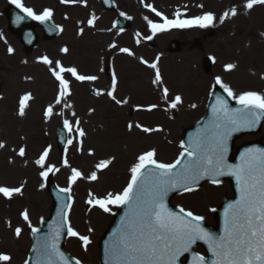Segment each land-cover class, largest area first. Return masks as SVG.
I'll return each instance as SVG.
<instances>
[{"label": "rangeland", "instance_id": "obj_1", "mask_svg": "<svg viewBox=\"0 0 264 264\" xmlns=\"http://www.w3.org/2000/svg\"><path fill=\"white\" fill-rule=\"evenodd\" d=\"M37 1L41 6L50 0ZM55 1L61 4L60 0ZM113 1L119 18H124L121 13L131 17L126 19L130 23L129 30L120 33L113 27L108 30V22L114 16L109 11L99 13L105 16L101 20L96 19L97 0H75L74 3L61 5L70 7V12L80 10L83 13L73 20L71 16L69 20L67 9H57L51 18L61 25V33L58 38L41 44L43 46L34 51L30 58L19 51L15 42H10L15 56H4V31L0 27V90L3 95L0 100V142L5 144V148L0 149V186L19 187L22 192L11 199L0 196V253L12 257L10 264H25L30 247V227L22 219L21 213L27 211L32 227H38L40 221L48 217L50 201L44 188V178L40 176L44 169L35 164L46 148H50L46 166L59 169L49 174L60 188L68 187L72 168L87 177L96 171L95 166L101 160H112L108 168L97 172L96 181L80 179L67 192L72 201L68 223L80 235L88 236L91 243L85 251L82 242L71 237L66 241L65 250L85 264H98L96 244L111 221V210L103 213L86 203L90 198L89 193L99 198L109 192H122L131 178L130 168L136 163L137 157L146 151L155 150L156 159L173 163L181 152L182 131L202 117L203 103L211 87L216 85V77H220L237 95L247 91L264 94V8L254 7L252 13L246 12L242 4L245 0ZM147 4L166 17L176 18L175 13L179 11L182 13L181 19H191L210 12L217 19L215 26L207 29H175L168 32V36L153 35L145 17L153 22H158L160 18L148 11ZM40 6H36V9ZM82 7H85L84 10ZM232 7L237 8V16L221 24L219 17ZM92 16L94 25L89 26L88 21ZM99 21L102 25L96 23ZM141 23L146 24V37L152 36L156 41L155 47L145 45L143 49L137 50L140 56L128 59L120 50L126 48L134 52L132 41L133 38L135 42L139 40L135 29ZM171 46L173 48L170 51ZM64 48L68 49L66 53L62 51ZM107 48L113 49L109 51V68L106 69V66L104 69L97 60ZM161 50L164 51V59L159 58L157 61ZM44 57L53 62L59 61L66 68H78L82 74L97 72L99 67L100 79H110L111 83L115 75L119 98L114 100L105 95L106 98L101 99L102 95L92 94L102 89L99 80L95 86L88 85L87 81V85L80 82V87H73V83H70L71 95L57 104L53 94L54 91L59 92V83L39 62ZM141 59L157 63L161 84L152 83L155 71L142 64ZM205 59L210 60L208 71L204 69ZM227 64H235L236 67L226 72L224 69ZM5 65L13 67L8 70ZM49 67H54V63ZM103 71L110 78H105ZM40 73L48 83H55H52L50 94H45L43 98L37 97L44 92ZM65 78L69 82L72 80L69 73H65ZM88 88L93 91L88 92ZM164 88L169 92L167 99L163 96ZM88 93L97 96L95 102ZM26 94L31 99L27 101L25 115L21 117L18 115L19 101ZM176 95L182 97L183 103L176 109H170L168 105ZM116 100L121 103L117 104ZM102 103L107 104L105 109ZM193 104L195 108L191 107ZM153 105L156 106L154 110L148 111ZM49 107L52 108V115L46 119L44 112ZM139 107H144L145 111H139ZM65 119L73 125L72 132L64 128ZM76 121H79L78 127L85 133L83 137L76 132ZM129 124L133 125L131 131ZM137 124L150 129L159 128L160 131L144 133L135 127ZM62 129L65 130V138L61 141L57 133L62 132ZM256 136L264 137V125ZM253 138L245 136L237 140L235 145L239 146ZM63 143L64 147L60 149ZM21 147L25 149L23 157L18 155ZM64 160H67L68 167L64 166ZM230 197L228 183L205 184L190 193L176 196L172 204L192 211L208 222L212 220L211 210L218 207L223 198ZM18 227L22 229L20 237L15 236Z\"/></svg>", "mask_w": 264, "mask_h": 264}, {"label": "snow or ice", "instance_id": "obj_2", "mask_svg": "<svg viewBox=\"0 0 264 264\" xmlns=\"http://www.w3.org/2000/svg\"><path fill=\"white\" fill-rule=\"evenodd\" d=\"M75 0H60L61 4L74 3ZM143 2V0H141ZM24 16L40 23H45L52 17V11L45 9L37 14L32 8L26 7L22 0H9ZM264 5V0H245L243 8L250 12L255 6ZM148 11L160 18L161 23L153 22L145 17L148 28L153 35L166 32L171 29H207L215 26L216 17L213 13H205L191 19H181L182 13H175V19H169L157 11L152 5H145ZM202 7V6H201ZM237 8L232 7L225 11L219 22L223 24L225 20L237 16ZM125 19H131L121 13ZM21 17H16L19 23ZM89 26L94 25V20L88 21ZM115 27V25H113ZM139 36V33H137ZM151 39V37H149ZM139 42V41H137ZM114 46V45H113ZM67 52L68 49H62ZM121 52L127 55H134L130 50L122 48ZM12 48L8 49L11 55ZM159 58H157L158 60ZM211 59V58H210ZM39 62L46 66H51L49 71L59 83V93L56 103L60 104L65 97L71 95L69 80L65 78V73H69L75 81L86 82L95 81L96 76L81 75L75 67H64L59 61L53 62L47 57ZM142 64L155 71L153 84H161L162 77L157 63H148L141 59ZM214 62V61H213ZM235 64L225 65V71H232ZM215 84L227 94L228 100H234L239 108H229L227 100L217 97L216 103L212 106L213 119L211 127L199 135L195 140L187 145L180 144L181 152L173 163H164L156 159L155 150L146 151L137 157L136 163L130 168L131 178L122 192H109L104 197H96L91 192L89 205L99 208L104 213L110 212L109 205L117 208L125 207V215L121 218L120 227L113 234L112 241L106 246L105 264H178L180 257L185 253L192 252L191 264H264V150L248 148L240 155V162L236 165L227 162L228 140L234 132L254 129L262 118H264V94L253 91L243 92L239 95L226 85L220 77H216ZM117 80L113 75L111 90L107 96L115 100ZM99 96L103 93H94ZM163 96L168 98L167 88L163 89ZM30 95H24L19 101L18 115L23 117L28 106L27 101ZM117 104L121 101L116 100ZM127 103V101H123ZM183 103L182 97L176 95L168 107L176 109ZM71 107V105H68ZM153 105L147 110L152 111ZM191 107L195 108L193 104ZM52 115V108L45 110V118ZM75 115V113H73ZM64 128L68 132L73 131V125L65 119ZM76 132L83 137L85 133L79 129V121H76ZM133 125L129 124L131 131ZM144 133L160 131L159 128L150 129L135 126ZM72 143L71 140L68 141ZM5 148V144L0 142V149ZM50 148H46L35 164L44 169L40 176L47 179L49 173L59 171L54 166H46ZM18 155L23 157L25 149L21 147ZM89 155H92L89 152ZM112 163L111 159L101 160L96 164V171L84 177L76 168L71 169L68 178V187L60 188L61 193L70 192L71 186L80 179L89 181L97 180V172L102 171ZM68 167L67 160L63 161ZM178 166H181L177 171ZM231 176L235 178L238 199L229 204L224 210L223 234L215 236L209 233L202 222L204 217L195 215L192 211L179 208L178 213L169 210L165 203V198L170 192L183 189L184 192L194 191L193 185L203 178H210L212 182L219 183L218 177ZM21 188H9L0 186V196L11 199L14 195H21ZM71 199V196L68 197ZM67 207H70L68 205ZM212 211H215L213 209ZM22 219L28 222L32 234L35 235L38 229L31 226L27 211L21 213ZM64 224L68 225L67 213L64 215ZM92 229H89L91 232ZM22 229H15V236H21ZM67 235L75 237L82 242V247L87 251L91 243L86 235H80L70 225L67 227ZM60 230L56 229L45 242L43 264H82L79 259L74 262L65 257L59 248ZM202 241L207 245L208 252L213 257L208 260L205 256L196 254L193 246ZM12 257L8 254L0 253V264H10ZM27 264V261L25 262Z\"/></svg>", "mask_w": 264, "mask_h": 264}, {"label": "bare ground", "instance_id": "obj_3", "mask_svg": "<svg viewBox=\"0 0 264 264\" xmlns=\"http://www.w3.org/2000/svg\"><path fill=\"white\" fill-rule=\"evenodd\" d=\"M252 12H253V11L251 10V13H252ZM79 56H83V54H79ZM162 60H163V59H162ZM177 70H179V68H178ZM182 70H183V69H182ZM178 73H179V72H178ZM39 77L41 78V80H43L42 88H43L44 93L49 94V92L51 91L52 82L50 81V82L48 83V80L44 78V76H43L42 73L39 74ZM80 86H81V85H80ZM80 86H77V87H80ZM186 90H187V89H186ZM92 101L95 102V100H92ZM102 106H103V109H105V108L107 107V104L102 103Z\"/></svg>", "mask_w": 264, "mask_h": 264}, {"label": "water", "instance_id": "obj_4", "mask_svg": "<svg viewBox=\"0 0 264 264\" xmlns=\"http://www.w3.org/2000/svg\"><path fill=\"white\" fill-rule=\"evenodd\" d=\"M221 226L224 227V216H223L222 221H221ZM220 233H221V230H219L217 235H215V236H220ZM210 257H211L210 260H212L213 257L211 256V254H210Z\"/></svg>", "mask_w": 264, "mask_h": 264}]
</instances>
